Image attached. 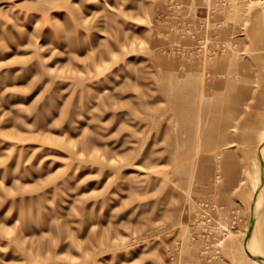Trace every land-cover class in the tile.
Listing matches in <instances>:
<instances>
[{
  "label": "rangeland",
  "instance_id": "1",
  "mask_svg": "<svg viewBox=\"0 0 264 264\" xmlns=\"http://www.w3.org/2000/svg\"><path fill=\"white\" fill-rule=\"evenodd\" d=\"M263 135L264 0H0V264H264Z\"/></svg>",
  "mask_w": 264,
  "mask_h": 264
},
{
  "label": "bare ground",
  "instance_id": "2",
  "mask_svg": "<svg viewBox=\"0 0 264 264\" xmlns=\"http://www.w3.org/2000/svg\"><path fill=\"white\" fill-rule=\"evenodd\" d=\"M262 143H263V145H264V135H263V138H262ZM262 156H264V155H261V156H259V157H257L256 159H254L253 160V163H254V169H256V166H258V165H260L261 164V162H263V158H261ZM250 174V173H249ZM255 192V191H254ZM256 193V192H255ZM257 196H258V198H257V202H256V211H257V214L258 213H260L262 210H260L262 207H263V202H262V200H260V196H259V194L257 193ZM259 207V208H258ZM261 207V208H260ZM259 209V210H258ZM263 213V212H262ZM255 225V224H254ZM259 256V255H258ZM262 261H263V259H262Z\"/></svg>",
  "mask_w": 264,
  "mask_h": 264
}]
</instances>
